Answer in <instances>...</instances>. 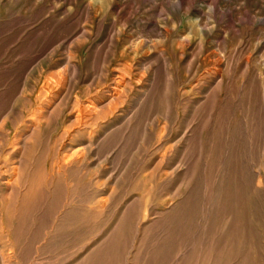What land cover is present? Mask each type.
Returning <instances> with one entry per match:
<instances>
[{
	"label": "rangeland",
	"instance_id": "1",
	"mask_svg": "<svg viewBox=\"0 0 264 264\" xmlns=\"http://www.w3.org/2000/svg\"><path fill=\"white\" fill-rule=\"evenodd\" d=\"M0 264H264V0H0Z\"/></svg>",
	"mask_w": 264,
	"mask_h": 264
},
{
	"label": "bare ground",
	"instance_id": "2",
	"mask_svg": "<svg viewBox=\"0 0 264 264\" xmlns=\"http://www.w3.org/2000/svg\"><path fill=\"white\" fill-rule=\"evenodd\" d=\"M111 104V103H110Z\"/></svg>",
	"mask_w": 264,
	"mask_h": 264
}]
</instances>
